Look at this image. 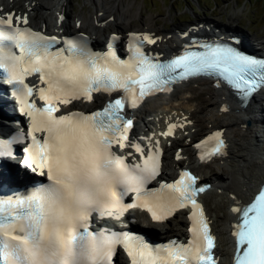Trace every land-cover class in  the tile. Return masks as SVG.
Here are the masks:
<instances>
[{
    "label": "snow or ice",
    "instance_id": "6c2138e0",
    "mask_svg": "<svg viewBox=\"0 0 264 264\" xmlns=\"http://www.w3.org/2000/svg\"><path fill=\"white\" fill-rule=\"evenodd\" d=\"M0 13V72L28 120L26 134L0 139V155H14L13 143L25 141L22 164L44 178L0 196V264H114L118 249L127 264H221L199 201L210 185L186 168L171 182L159 180L160 139L155 132L133 139L134 120L126 110L200 76L215 79L216 87L225 82L247 102L264 89V58L245 54L238 42L225 38H192L178 53L161 58L145 51V44L154 45L157 38L129 32L122 59L113 48L118 35H112L105 51H94L84 33L47 35L31 27L27 14ZM98 93L109 97L102 107L65 110L93 103ZM165 121L159 133L165 138L191 123L186 117ZM195 148L201 161L226 155L222 130L212 131ZM176 159H181L179 151ZM152 181L159 186L148 187ZM129 194L130 203L125 202ZM231 200L236 222L229 264H264V180L249 201L242 203L234 194ZM130 209L146 211L153 222L186 213L187 241L151 244L130 231L93 227L94 220L121 222Z\"/></svg>",
    "mask_w": 264,
    "mask_h": 264
},
{
    "label": "bare ground",
    "instance_id": "6f19581e",
    "mask_svg": "<svg viewBox=\"0 0 264 264\" xmlns=\"http://www.w3.org/2000/svg\"><path fill=\"white\" fill-rule=\"evenodd\" d=\"M87 1L91 6V11L88 15H85L82 12L78 13L74 22L77 19H81L82 23L86 25V28H89L91 38L96 40L106 38L105 32L111 26L126 31L130 30V26H132L137 19L141 25L144 24L145 28H150L152 31H156L157 34L162 35V40L158 44V47L160 50L170 53L178 48L180 41L175 34L186 28L177 29L173 27L170 30H164L154 23L156 19L153 16L145 17L142 14L143 12L139 10V7L136 6V8H134L135 5L130 0ZM6 3L8 4L10 2L7 1ZM16 3L17 2H15V4ZM68 4L69 0H29L26 5H24L23 2L19 8L25 9L28 6H31V11L35 19L46 21L47 18H49L53 21L51 11L54 9H62V7L65 9L68 18L72 17L73 13L68 12ZM110 16L112 17L111 20H109ZM229 17L225 22L226 24H222L221 26L215 24L213 29L215 30L220 27L229 28L232 26L235 22L233 21L234 16L232 18ZM207 21L210 22L208 19ZM68 27L69 23L66 21L65 28ZM175 30H177V32ZM205 82L206 81L202 82V84H205ZM216 92L217 98L214 102H211L213 105H211V108L216 111L211 115V119H209L210 121L208 122L209 127L207 128L223 129L228 141L226 156L222 160H216L213 163V166H210L209 170L205 171L204 166L198 165L191 156V143L184 140L180 141L178 145L183 148V151L188 155V158L184 161H175L174 153H172L171 157L167 159L166 166L167 172L171 173L177 165L184 162L188 167H192L195 171L200 173L203 178L208 179L215 184L214 191L204 193L203 197L208 193H213L214 198L217 200L219 199V201L217 204L209 206V209H223L221 211H224L222 219L213 217V220L218 233L221 232L222 226L227 232V235L223 238L220 235L218 239L220 248L217 250L221 259H226L229 258L231 254V243L228 237V224L234 219L230 211V207L233 204L231 196L234 194L236 197L241 198L242 201H245L249 198L253 190L257 188L259 182L264 180V118H260L258 113L259 109L255 106L258 102L264 100V94L261 92L253 99L251 104H248L245 108H241L238 107L236 102H233L224 91ZM197 97V93H194L189 97H186V99L187 101H190ZM224 104L228 106L229 110L227 113L220 110L221 106ZM236 110H238L239 113H234ZM135 113L138 119L143 122L141 128L150 127L152 124H159L164 114H171L179 117L189 115L194 121L203 120L202 117L196 114L195 110H191V105L184 101L179 104H163V106L155 109L153 113L146 112L145 108L136 111ZM246 120H249L251 123H258L263 127V133L261 134L262 139L256 137L253 127L243 126ZM194 127H196L195 124L188 128L186 139L189 136L194 137L198 133L199 130L192 132V128ZM225 165L230 172L227 171L228 169L226 170ZM134 216L144 222L147 226L154 227L152 224L148 223L143 213L136 212ZM184 222L185 218L183 215H176L171 220L169 226H165L167 228L163 233L167 236L170 234H183L184 231L182 230V225Z\"/></svg>",
    "mask_w": 264,
    "mask_h": 264
},
{
    "label": "rangeland",
    "instance_id": "374dc122",
    "mask_svg": "<svg viewBox=\"0 0 264 264\" xmlns=\"http://www.w3.org/2000/svg\"><path fill=\"white\" fill-rule=\"evenodd\" d=\"M84 1L88 4L87 0ZM84 1L80 0V4H82V6ZM130 1L134 3L135 5L134 8H136V6L139 7V10L143 12L142 14L145 17L153 16L156 19L154 23H156L161 28L170 29L171 25L174 23L182 24L183 23L182 21L190 20L195 17H203L205 15L213 16L223 20H227L229 16H230L229 18H232L234 16V20H233L235 21L234 24L240 26L242 29L248 30L250 34L249 39L251 42L252 41L264 42V0H130ZM69 6H70V0H69L68 8ZM78 7L80 6L76 4L75 8ZM71 13L73 12L71 11ZM133 24L136 26H140V23L137 19ZM195 85H196L195 83H191L189 85V87H193L192 91L187 90V88L183 89L181 87L178 88L179 92L178 91L177 92L178 95L182 94L183 97L189 95V92L191 93L198 92L197 93L198 97L195 98L196 100L192 102L191 107L196 108L199 105V100L203 101L201 103L202 106L197 107L199 109L198 110L199 113L196 114L203 118L201 122L200 121L198 122V125L206 126L208 125L207 122L210 121L209 119H211V115L216 111L215 109L211 108L212 105L211 102L215 101L217 97V92L213 90L210 86L206 85V82L205 84H202L199 87H195ZM262 93L264 94V91ZM180 101H182V99ZM255 106H257L259 109L258 113L260 117L264 118V100L260 101V103L256 104ZM194 110L196 111V109ZM234 113H239V112L238 110H236L234 111ZM243 126L253 127L254 134L256 135V137L262 139L261 134L263 133L262 131L263 127H261V130L260 129L258 130L255 127V125H253V123H251L249 120H246ZM225 167L227 170L228 168L226 165ZM227 171L230 172L229 169ZM218 200L212 196H209L208 204L215 205L218 203ZM221 210L215 209L212 212V214L216 215L217 218L222 219L224 211ZM223 230L224 229L222 226V230L218 234L219 236L221 235L222 238L227 235L225 230L224 231Z\"/></svg>",
    "mask_w": 264,
    "mask_h": 264
}]
</instances>
